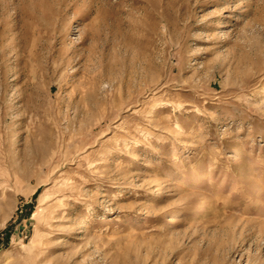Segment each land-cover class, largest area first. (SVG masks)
<instances>
[{
    "label": "rangeland",
    "instance_id": "rangeland-1",
    "mask_svg": "<svg viewBox=\"0 0 264 264\" xmlns=\"http://www.w3.org/2000/svg\"><path fill=\"white\" fill-rule=\"evenodd\" d=\"M0 264H264V0H0Z\"/></svg>",
    "mask_w": 264,
    "mask_h": 264
},
{
    "label": "bare ground",
    "instance_id": "bare-ground-1",
    "mask_svg": "<svg viewBox=\"0 0 264 264\" xmlns=\"http://www.w3.org/2000/svg\"><path fill=\"white\" fill-rule=\"evenodd\" d=\"M199 215H196L195 218H197Z\"/></svg>",
    "mask_w": 264,
    "mask_h": 264
}]
</instances>
